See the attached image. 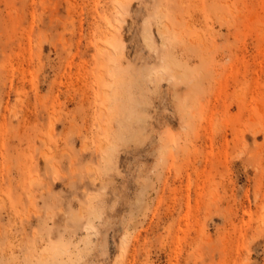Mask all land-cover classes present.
Wrapping results in <instances>:
<instances>
[{
	"label": "rangeland",
	"instance_id": "1",
	"mask_svg": "<svg viewBox=\"0 0 264 264\" xmlns=\"http://www.w3.org/2000/svg\"><path fill=\"white\" fill-rule=\"evenodd\" d=\"M0 264H264V0H0Z\"/></svg>",
	"mask_w": 264,
	"mask_h": 264
}]
</instances>
